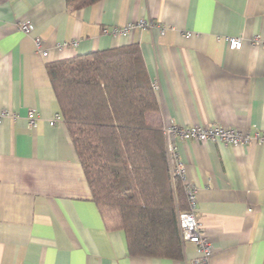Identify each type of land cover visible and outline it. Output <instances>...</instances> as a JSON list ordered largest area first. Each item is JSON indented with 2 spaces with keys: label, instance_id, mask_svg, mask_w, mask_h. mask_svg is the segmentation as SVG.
Listing matches in <instances>:
<instances>
[{
  "label": "crops",
  "instance_id": "0c3cea01",
  "mask_svg": "<svg viewBox=\"0 0 264 264\" xmlns=\"http://www.w3.org/2000/svg\"><path fill=\"white\" fill-rule=\"evenodd\" d=\"M147 22L118 39L105 30ZM30 22L28 34L18 29ZM189 35V37H188ZM243 49L229 50L226 39ZM258 38L259 43L254 44ZM37 40L41 42L39 49ZM139 45L164 126L264 133V0H0V264H193L131 256L93 200L47 65ZM44 52L46 53L44 55ZM37 127L28 125V111ZM210 264H264V145L175 138Z\"/></svg>",
  "mask_w": 264,
  "mask_h": 264
},
{
  "label": "trees",
  "instance_id": "16d2710c",
  "mask_svg": "<svg viewBox=\"0 0 264 264\" xmlns=\"http://www.w3.org/2000/svg\"><path fill=\"white\" fill-rule=\"evenodd\" d=\"M101 0H67L81 9ZM47 72L94 202L123 230L131 256L184 258L178 223L188 212L172 180L161 105L139 45L48 64Z\"/></svg>",
  "mask_w": 264,
  "mask_h": 264
},
{
  "label": "built area",
  "instance_id": "2783aa9c",
  "mask_svg": "<svg viewBox=\"0 0 264 264\" xmlns=\"http://www.w3.org/2000/svg\"><path fill=\"white\" fill-rule=\"evenodd\" d=\"M149 25L147 22H140L137 25L129 24L123 28H114L112 31L105 30V33H111L114 37L121 39L126 36L130 30L135 27L146 28ZM18 29L28 34L32 31L30 22L20 23ZM189 37V35H188ZM229 50L239 52L243 49V41L240 38L229 37L226 39ZM39 49L41 48L40 40H37ZM259 43L258 38L253 42ZM46 53L44 52V55ZM157 90L156 86H153ZM10 116L8 111L0 114V122L3 117ZM28 125L30 128L37 127V113L34 110H29ZM63 121L61 113L55 115L54 119L50 122L51 126L55 123ZM164 134L166 138L167 158L171 166V174L173 182L180 179L184 185L187 196L189 210L188 212H179L178 223L180 228V235L183 244L191 243L196 245V251L199 257L193 261V264H210L209 260L213 254L212 245L206 240L203 232L202 224L198 221L193 209L196 205V187L186 181V167L179 160L178 147L175 138L182 141H199L206 143L209 141H220L225 146H249V145H264V133L256 132L254 135L243 133L233 127H225L213 125L210 127L201 128L199 126L182 127L174 122L164 126Z\"/></svg>",
  "mask_w": 264,
  "mask_h": 264
}]
</instances>
